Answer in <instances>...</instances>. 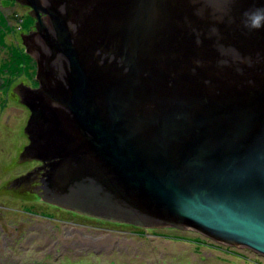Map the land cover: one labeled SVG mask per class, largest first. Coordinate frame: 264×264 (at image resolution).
<instances>
[{"label":"water","instance_id":"obj_1","mask_svg":"<svg viewBox=\"0 0 264 264\" xmlns=\"http://www.w3.org/2000/svg\"><path fill=\"white\" fill-rule=\"evenodd\" d=\"M15 1L39 84L15 90L20 161L43 164L46 200L264 257V28L245 15L264 0Z\"/></svg>","mask_w":264,"mask_h":264},{"label":"rangeland","instance_id":"obj_2","mask_svg":"<svg viewBox=\"0 0 264 264\" xmlns=\"http://www.w3.org/2000/svg\"><path fill=\"white\" fill-rule=\"evenodd\" d=\"M30 11L15 0H0V256L5 262L264 264V257L249 249L223 245L193 230L91 219L59 209L41 197L43 193L24 186L8 188L43 165L20 161L30 143L25 128L31 111L15 90L39 86L37 63L23 42L24 35L36 31Z\"/></svg>","mask_w":264,"mask_h":264},{"label":"flooded vegetation","instance_id":"obj_3","mask_svg":"<svg viewBox=\"0 0 264 264\" xmlns=\"http://www.w3.org/2000/svg\"><path fill=\"white\" fill-rule=\"evenodd\" d=\"M27 175L30 176L31 182L29 184L22 185V186H24V188L26 187L29 191H34V192L39 193V195H41V193H43L41 197H43L44 199H46L47 196L45 194L44 187L46 186V181H47V170L45 169V167H43V165H39V166L35 167V169L32 170L31 172H28ZM17 189H19V188H17ZM51 200H54V199H51ZM57 208H59V207H57ZM61 208H63V207L60 206L59 209H61ZM86 217L93 219V217H89V216H86ZM96 219H98V218H96ZM8 234H10V233H8ZM4 236H6V235H4ZM6 245H7V242H6ZM5 261H7V259H3L0 256V264H10V263H7ZM10 261L11 262H14L13 260H10ZM26 264H39V263H37L36 261L32 262V261L29 260V261H27Z\"/></svg>","mask_w":264,"mask_h":264},{"label":"clouds","instance_id":"obj_4","mask_svg":"<svg viewBox=\"0 0 264 264\" xmlns=\"http://www.w3.org/2000/svg\"><path fill=\"white\" fill-rule=\"evenodd\" d=\"M248 18L247 26L250 29H261L264 28V8H258L255 11L245 13Z\"/></svg>","mask_w":264,"mask_h":264},{"label":"bare ground","instance_id":"obj_5","mask_svg":"<svg viewBox=\"0 0 264 264\" xmlns=\"http://www.w3.org/2000/svg\"><path fill=\"white\" fill-rule=\"evenodd\" d=\"M27 109H28V108H27ZM30 182H31V180H30L29 182H27V184H29ZM22 185H23V184H22ZM22 185H21V186H22ZM8 188H11V189L16 188V189H17L18 187H12L11 184H10V185L8 186ZM45 194H46V196H51V195H52V193H51L50 191H48V190L45 192ZM49 202L55 204L53 201H49ZM55 205H56V204H55ZM82 236H83V235H82ZM86 241H87V240H86ZM87 243H88V242H87ZM85 244H86V242H85ZM99 246H100V245H99ZM101 246H102V245H101ZM97 257H98V256H97Z\"/></svg>","mask_w":264,"mask_h":264}]
</instances>
